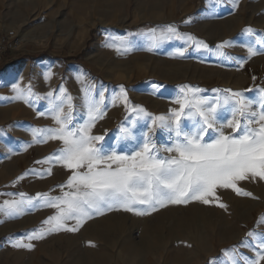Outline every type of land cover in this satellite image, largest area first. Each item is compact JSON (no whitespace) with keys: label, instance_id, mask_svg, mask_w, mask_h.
I'll use <instances>...</instances> for the list:
<instances>
[{"label":"rangeland","instance_id":"1","mask_svg":"<svg viewBox=\"0 0 264 264\" xmlns=\"http://www.w3.org/2000/svg\"><path fill=\"white\" fill-rule=\"evenodd\" d=\"M169 25L208 47L174 38L148 50L149 30ZM248 28L255 35H248ZM0 34L22 43L0 61V204L21 194L60 197L69 190L61 186L71 172L46 162L62 142L36 143L31 131L57 127L47 112L61 89L72 97L73 124L86 118L82 88L90 87L93 95L103 92L107 112L92 134L103 135L105 146L123 152L135 141L117 142L119 129L129 125L135 113L122 101L110 103L122 85L130 105L150 114L136 119L134 131L152 128L150 136L163 156L168 155L163 146L170 134L153 128L151 117L170 115V109L178 107L174 98L181 86L201 89L199 95L210 101L222 95L215 89H231L258 101V90L264 88V54L249 57L246 47L264 37V0H0ZM119 38L130 41L133 50L122 55L107 46ZM225 42L231 46L223 48L221 56L217 46ZM18 82L22 89H31L28 103L15 99L16 92L10 90L9 84ZM153 84L161 87L155 90ZM239 187L252 196L223 189L227 194L205 207L161 208L142 220L113 210L76 232L62 230L34 240L26 237L47 228L44 222L56 209L26 207L12 217L0 213V264H210L234 247L237 255L254 257V251L241 245L254 242L250 231L264 233L259 223L264 217V182L254 188L242 181ZM17 242L33 247H15ZM96 250L105 252L100 256Z\"/></svg>","mask_w":264,"mask_h":264},{"label":"snow or ice","instance_id":"2","mask_svg":"<svg viewBox=\"0 0 264 264\" xmlns=\"http://www.w3.org/2000/svg\"><path fill=\"white\" fill-rule=\"evenodd\" d=\"M245 32L255 35L251 28ZM147 35L150 40L148 50L174 38L189 45L194 43L197 48L208 47L190 34L179 33L171 25L150 29ZM107 46L122 55L133 50L132 43L125 38L113 40ZM227 46H231L230 42L218 45V54L223 56L221 50ZM246 47L249 57L264 54V37ZM184 51L187 48L180 50L179 54L183 55ZM243 62L239 61L241 66ZM152 87L158 90L161 86L153 84ZM13 90L15 99L29 102L30 88L22 89L17 84ZM82 91L86 109V118L82 122L73 124L72 97L61 89L47 112L57 127L31 130L36 143L48 140L62 142L63 147L46 162L71 172L66 184L61 186L69 190L60 197L43 193L32 198L21 194L20 199L5 200L0 204V213L9 217L22 215L26 207L56 209V215L44 222L48 227L28 235V240L42 239L46 234L62 230L76 232L88 220L113 210L146 216L169 205H187L193 201L208 205L219 200L216 195L218 189H230L237 195L251 197L250 192L239 187L240 182L264 181V88L258 90V101L231 89H215L222 95L210 101L199 95L201 89L181 86L180 94L174 98L178 107L170 109V115L151 117L153 128L159 127L170 134V142L163 146L168 155L163 156L150 136L152 128L139 134L134 131L136 119L150 114L142 106L130 105L122 85L110 103L115 105L122 101L130 112L135 113V119L119 129L117 142L135 141L123 152L105 146L103 135L92 134L96 123L107 112L103 92L93 95L90 87H84ZM182 121H190L191 124L186 126ZM225 129H230L231 133H226ZM48 172L50 174L51 169ZM34 199L37 204L33 203ZM218 206L226 209L222 202ZM69 221L76 223L69 226ZM259 223L264 224V217ZM248 236L254 242L245 241L241 247L254 251V257L243 253L237 255L234 247L225 250L221 259L210 264H241V261L243 264H262L264 233L250 231ZM14 246L33 247L19 242Z\"/></svg>","mask_w":264,"mask_h":264},{"label":"built area","instance_id":"3","mask_svg":"<svg viewBox=\"0 0 264 264\" xmlns=\"http://www.w3.org/2000/svg\"><path fill=\"white\" fill-rule=\"evenodd\" d=\"M21 41L9 35L0 34V61L6 55L16 52L21 47Z\"/></svg>","mask_w":264,"mask_h":264},{"label":"crops","instance_id":"4","mask_svg":"<svg viewBox=\"0 0 264 264\" xmlns=\"http://www.w3.org/2000/svg\"><path fill=\"white\" fill-rule=\"evenodd\" d=\"M205 139H207V138L205 137ZM161 153H162V152H160V154H161ZM167 154H168V153H167ZM245 182H248L250 187L257 188L258 183H259V182H264V181H260V180L257 179V180H254V181H253V180H246ZM224 190H225V189H224ZM221 192H222V193H221ZM221 194H222V196L224 197L226 193L223 192V189H218L216 195H217L218 197H220ZM195 205H200V206H202V207H205V204L200 203V202H198V201H193V202L188 203L187 205H184V204H181V205H169V206H167V207H164V208H163V211L166 210L167 208H175V207H184V208H187V207L195 206ZM124 212H125V211H124ZM125 213H127V214H129L130 216H133V217H135V218H136V216H137V220H142V219H144V216H138V215H135V214H133V213H131V212H125ZM158 213H160V210L158 211Z\"/></svg>","mask_w":264,"mask_h":264},{"label":"bare ground","instance_id":"5","mask_svg":"<svg viewBox=\"0 0 264 264\" xmlns=\"http://www.w3.org/2000/svg\"><path fill=\"white\" fill-rule=\"evenodd\" d=\"M21 39H22V41H25V40L27 39V37H26V39H25V38H24V39L21 38ZM17 84L20 85L21 82L13 83V84H9V85L12 86V87L10 88V90L13 89V86H14V85H17ZM20 86H21V85H20ZM227 192H228V191H227ZM225 193H226V191H225ZM226 194H227V193H226ZM250 205H251V204H250ZM254 206H255V205H254ZM238 207H239V206H237V210L240 211V208H238ZM185 212H186V211H185ZM108 218H109V217H108ZM165 218H166V217H165ZM184 218H185V217H184ZM160 219H161V218H160ZM214 219H215V218H214ZM111 220H114V219L111 218ZM164 220H165V219H164ZM109 221H110V219H109ZM115 221L118 222V223L120 222V220H119V216L116 217V220H115ZM185 221H186V220H185ZM187 221H188V220H187ZM116 222H115V223H116ZM167 222H169V221H167ZM196 222H197V221H196ZM200 223H201V222H200ZM186 226H187V225H186ZM228 227H229V226H228ZM226 229H227V228H226ZM228 229H229V228H228ZM109 230H111V228H109ZM111 236H112V235H111ZM105 241H106V240H105ZM106 242L108 243V241H106ZM104 243H105V242H104ZM96 251H97V250H96ZM94 252H95V251H93V254L98 253V254L101 256V253H103V252H105V251H103V252H98V251H97L96 253H94ZM93 254H92V255H93ZM97 257H98V256H96V258H97ZM84 260H85V259H84Z\"/></svg>","mask_w":264,"mask_h":264}]
</instances>
